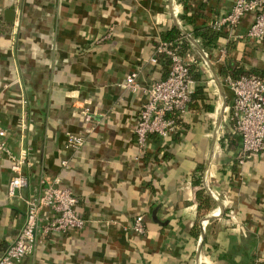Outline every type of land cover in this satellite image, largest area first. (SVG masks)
I'll list each match as a JSON object with an SVG mask.
<instances>
[{"label":"crops","instance_id":"0c3cea01","mask_svg":"<svg viewBox=\"0 0 264 264\" xmlns=\"http://www.w3.org/2000/svg\"><path fill=\"white\" fill-rule=\"evenodd\" d=\"M233 2L0 0V127L11 152L27 154L29 162L28 187L11 197L14 174L9 159L0 157V258L25 223L26 199L40 196L44 182L59 180L78 198L77 211L88 223L66 234L40 229L34 252L20 264H264V156L240 164V139L236 151L221 153L219 134L204 183L222 99L208 65L184 35L202 48L195 29L229 14ZM253 20L247 14L234 30L219 32L215 45L202 48L218 76L230 60L247 72L264 71V39L247 37ZM175 30L192 46L184 51L194 57L191 68L210 72L207 85L218 95V113L190 109L179 134L152 137L143 155L135 129L147 96L123 84L137 70L143 87L166 78L170 63L155 49ZM223 88L229 106L233 94ZM86 109L91 124L83 121ZM88 127L84 147L71 157L68 135L85 134ZM201 163L198 187L192 175ZM201 188L214 201L202 215ZM139 215L145 217L144 236L129 230Z\"/></svg>","mask_w":264,"mask_h":264},{"label":"built area","instance_id":"2783aa9c","mask_svg":"<svg viewBox=\"0 0 264 264\" xmlns=\"http://www.w3.org/2000/svg\"><path fill=\"white\" fill-rule=\"evenodd\" d=\"M247 14L254 16L247 37L255 42L264 39V0H234L230 13L212 24L213 31L219 33L234 30ZM111 36L110 31L103 40ZM179 45V42L161 41L155 49L156 54L164 56L170 63L166 78L143 87L139 82L140 70H137L129 74L123 84L127 91L147 96L135 129L136 145L143 155L152 137L167 139L179 134L181 128L177 118L183 120L190 110L196 87L191 74L194 57L181 51ZM221 55L223 61L227 52L224 50ZM151 61L157 63V59ZM224 83L233 94L232 104L227 107L225 116L233 123L234 132L241 140L239 163L242 164L250 156H264V80L256 76L240 79L227 77ZM83 121L85 124L93 122L89 109L83 112ZM91 131L88 127L85 134L68 135L67 148L71 157L81 151L86 142V134ZM5 137L6 131L0 127V157H6L10 161L14 177L9 185V196L14 197L17 191L26 189L29 185L24 174V169L29 166L28 155L24 153L15 156L7 147ZM62 167L68 169L70 162L64 160ZM44 185L40 196L26 199L25 223L3 253L0 264H20L25 257L31 255L37 246V233L40 229L47 235L79 232L86 227L88 221L79 215V201L72 190L63 187L59 180L44 182ZM129 230L139 236L146 235L144 215L137 216ZM255 264H261V261L257 260Z\"/></svg>","mask_w":264,"mask_h":264},{"label":"trees","instance_id":"16d2710c","mask_svg":"<svg viewBox=\"0 0 264 264\" xmlns=\"http://www.w3.org/2000/svg\"><path fill=\"white\" fill-rule=\"evenodd\" d=\"M184 5L189 6L191 4V0H180ZM185 21L189 24H193L194 21L192 17L185 16ZM194 37L201 43V46L204 50H207L210 46L216 44L219 33L214 32L212 25L204 26L199 29H195L193 33ZM163 39L166 42L172 43H180L181 51H187L192 49L191 44L183 38L177 30L165 33L163 35ZM191 74L193 80L197 83L195 87L194 94L192 96V102L190 104V109L193 112L198 114H217L218 113V95L212 93L214 88L211 85H207V82L211 80V75L208 70H201L199 66H193L191 68ZM219 76L224 83V80L227 77H232L233 79H240L246 76H256L262 80H264V71L261 70H253L251 72L245 71L238 62L234 60H230L229 63L224 66L221 70H219ZM178 125L180 127L183 124L182 119L177 118ZM240 139L239 135L234 132V125L232 122L228 120V117H225V120L222 124V129L220 133L219 139V150L221 153H224L227 150L236 151L238 149V139ZM241 142V140H240ZM238 160L235 161L234 167L237 166ZM203 170L204 165L199 164L193 175L192 182L193 185L201 187L202 186V178H203ZM197 198L199 200V214L202 215L203 210L209 211L213 205L214 201L212 198L205 193V191L201 188L197 193ZM263 264V262H261Z\"/></svg>","mask_w":264,"mask_h":264},{"label":"water","instance_id":"95a60500","mask_svg":"<svg viewBox=\"0 0 264 264\" xmlns=\"http://www.w3.org/2000/svg\"><path fill=\"white\" fill-rule=\"evenodd\" d=\"M7 13H8L7 14L8 15V19L9 20H13V18H14V11L13 10H9ZM184 35L188 38V40L191 42V44L193 45V47L200 54L201 58L208 65V67H209V69H210V71L212 73L214 82L216 83V85L218 87V90H219V94L221 96V99H222V106H221L220 112H219L218 117H217L216 126H215V130H214V135H213L212 146H211L210 153H209V157H208V160H207V164H206L205 170H204V183L206 184V178L208 176L209 167L211 165V161H212V158L214 156V153H215V150H216V147H217V142H218L220 130H221V127H222V123H223L224 118H225V112H226V109L228 107V102H227V98H226V95H225V92H224L223 84H222V82H221V80H220V78H219V76H218V74H217V72H216L213 64L211 63V61L209 60V58L207 57V55L205 54V52L203 51V49L200 47V45L191 36H189L188 34H184ZM212 198H213V196H212ZM217 203L220 206L222 212H224V207L219 202H217ZM205 220H207V221L208 220H212V217H208V218L206 217L204 219V221ZM203 243H204V238L201 237V240H200V248H199V253H198V261H199L200 256H201V249L203 247Z\"/></svg>","mask_w":264,"mask_h":264},{"label":"rangeland","instance_id":"374dc122","mask_svg":"<svg viewBox=\"0 0 264 264\" xmlns=\"http://www.w3.org/2000/svg\"><path fill=\"white\" fill-rule=\"evenodd\" d=\"M220 111V110H219ZM218 116V115H217Z\"/></svg>","mask_w":264,"mask_h":264}]
</instances>
